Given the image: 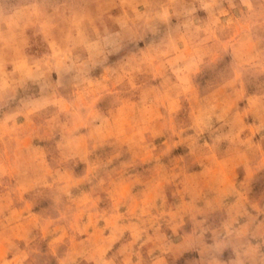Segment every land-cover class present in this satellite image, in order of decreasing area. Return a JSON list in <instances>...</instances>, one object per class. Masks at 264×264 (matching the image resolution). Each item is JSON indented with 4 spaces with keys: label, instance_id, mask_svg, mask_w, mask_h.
I'll return each instance as SVG.
<instances>
[{
    "label": "rangeland",
    "instance_id": "374dc122",
    "mask_svg": "<svg viewBox=\"0 0 264 264\" xmlns=\"http://www.w3.org/2000/svg\"><path fill=\"white\" fill-rule=\"evenodd\" d=\"M0 264H264V0H0Z\"/></svg>",
    "mask_w": 264,
    "mask_h": 264
}]
</instances>
